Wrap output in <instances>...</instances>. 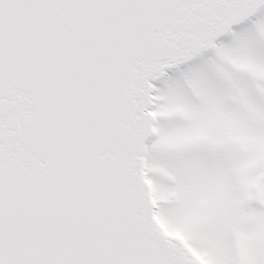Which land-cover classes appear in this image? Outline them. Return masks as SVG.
<instances>
[{
    "label": "snow or ice",
    "instance_id": "1",
    "mask_svg": "<svg viewBox=\"0 0 264 264\" xmlns=\"http://www.w3.org/2000/svg\"><path fill=\"white\" fill-rule=\"evenodd\" d=\"M0 264H264V0H0Z\"/></svg>",
    "mask_w": 264,
    "mask_h": 264
}]
</instances>
